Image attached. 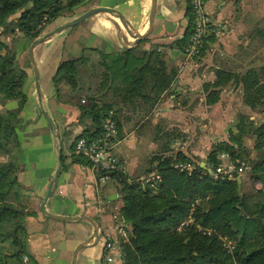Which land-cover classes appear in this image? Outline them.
I'll list each match as a JSON object with an SVG mask.
<instances>
[{
  "label": "trees",
  "instance_id": "16d2710c",
  "mask_svg": "<svg viewBox=\"0 0 264 264\" xmlns=\"http://www.w3.org/2000/svg\"><path fill=\"white\" fill-rule=\"evenodd\" d=\"M88 1L0 0V264H25V256L28 264L34 263L27 251L25 218L36 213L21 201L18 180L20 134L28 124L22 119L28 100V75L26 67L19 65V46L28 48L47 33L50 25L74 16ZM186 18L184 38L168 45L182 56L195 23L189 3ZM214 37L204 39L198 56L204 55ZM248 38L264 45V28L255 27ZM147 42L145 38L122 52L90 50L92 53L59 63L51 79L54 97L57 102L75 106L80 113L78 123L85 125L70 151L79 138L93 141L102 137V125L110 111L115 114L118 139V113L147 117L170 89L176 69L166 65L164 52L156 46L143 50ZM215 77L208 105L234 82L241 89L243 104L256 106L259 117L252 120L245 113L238 114L235 130L227 142L211 148L205 167L182 152L152 156L149 162L156 166L144 174L154 172L160 177L152 188L136 183L138 177H129L125 170L103 171L120 195L118 215L127 227L128 240L121 245L123 264H264V191L252 187L251 193L242 192L241 183L215 181L210 175L219 163V154L226 153L232 160L249 165L251 181L264 182V64L252 65L241 75L220 68ZM245 138L254 142V158ZM61 161L64 170L62 149ZM72 162L89 166L81 156L73 155ZM176 164H191L194 169L187 173L176 169ZM189 219L194 223L179 230ZM197 226L212 233L207 235ZM221 237L232 244L231 253L223 248Z\"/></svg>",
  "mask_w": 264,
  "mask_h": 264
},
{
  "label": "crops",
  "instance_id": "0c3cea01",
  "mask_svg": "<svg viewBox=\"0 0 264 264\" xmlns=\"http://www.w3.org/2000/svg\"><path fill=\"white\" fill-rule=\"evenodd\" d=\"M150 6L151 0H89L76 10L74 16L62 18L50 25L47 33L90 9L106 7L121 12L138 33L144 34L149 29ZM250 6L261 8V12L264 10V0L208 1L205 5L206 15L214 24H224L225 29L207 44L203 56L186 61L177 49H171L168 45L185 36L188 2L157 0L153 31L142 49L150 50L156 46L159 51H163L166 65L176 69V76L151 115L138 119L133 115L125 117L118 113L120 132L115 152L129 177L137 178L148 169L153 170L156 165L149 161L158 154L169 156L182 152L205 167V159L211 148L227 142L229 133L235 130L237 115H249L247 106L242 102L241 89L234 82L221 90L214 104H207V96L214 90L217 70L222 68L241 75L254 64V61L247 64L244 60L238 61L237 57V53L242 50L240 39L243 41L244 36L253 31L242 17V14L248 13ZM66 30L33 50L41 101L55 125L66 166L61 170L57 187L47 200L45 209L59 217L88 216L98 226V239L92 240L94 227L89 221H58L47 217L40 210L56 166L55 140L40 110L31 64L30 68L27 67L29 47L24 48L21 44L18 61L21 67H26L28 75V100L22 119L28 124H25L20 134L22 148L18 180L22 189L21 201L36 213L34 217L25 218L27 251L34 261L32 264H99L105 238L116 234L112 214L118 213L121 207V202L112 200L116 191L113 183L98 185L89 166L72 162L73 155L69 147L82 134L85 125L78 123L80 113L75 106L56 101L51 79L63 60L77 58L84 52L92 53L90 50L122 52L139 45L142 40L137 43L116 17L106 13L97 14ZM251 119L256 118L251 116ZM245 146L253 150V140L245 138ZM252 156H256L254 150ZM245 181L252 188L249 175L245 176ZM243 182L241 179V189ZM101 199H111L112 207H106L103 213H98L95 203ZM86 203L88 207H85ZM81 243L87 244L76 250ZM23 261L28 264L29 258L25 256Z\"/></svg>",
  "mask_w": 264,
  "mask_h": 264
},
{
  "label": "built area",
  "instance_id": "2783aa9c",
  "mask_svg": "<svg viewBox=\"0 0 264 264\" xmlns=\"http://www.w3.org/2000/svg\"><path fill=\"white\" fill-rule=\"evenodd\" d=\"M208 1L213 0H187L192 13L195 18L193 33L189 39L188 45L184 51L183 57L186 61L193 60L198 56L199 51L202 49L204 39L209 35H219L225 29V25L218 23L214 24L205 13V5ZM102 137L89 141L85 138H79L74 142L72 155L81 156L89 162V168L93 172L98 185L111 184L109 177L103 171H119L124 170L119 159L116 155V147L118 144V131L115 114L113 111L108 113V118L102 125ZM219 163L210 171V175L215 181H236L242 179L249 172V165L238 159L232 160L228 154L220 153L218 157ZM176 169L191 173L194 169L191 164H176ZM160 181V177L152 172L147 175H142L136 179V183L141 185L150 184L154 187L155 183ZM252 187L256 191H264V182L259 180L252 181ZM113 201L120 200V195L116 189ZM112 200H99L97 204L98 213H103L106 207H112ZM89 204H85L88 207ZM115 236L107 235L102 245V255L99 264H123L121 245L128 240V232L125 223L120 219L118 213H113ZM194 221L182 222L179 230L185 226L193 224ZM199 231L210 235L211 230H204L197 226ZM223 248L231 253L233 246L225 238H220Z\"/></svg>",
  "mask_w": 264,
  "mask_h": 264
},
{
  "label": "water",
  "instance_id": "95a60500",
  "mask_svg": "<svg viewBox=\"0 0 264 264\" xmlns=\"http://www.w3.org/2000/svg\"><path fill=\"white\" fill-rule=\"evenodd\" d=\"M156 4H157V0H151V6H150V13H149V29L146 33L144 34H140L138 33L129 23V21H127V19L125 18V16L119 12L116 9L113 8H106V7H97V8H93L88 10L87 12L83 13L82 15H80L79 17L73 19L72 21H69L67 23H65L64 25H62L61 27H58L57 29L46 33L45 35H43L41 38L36 39L34 42L31 43V45L29 46V50H28V56H29V61L32 67V71L34 74V78H35V85H36V89L38 92V97H39V104H40V110L44 116V118L46 119L48 126L53 134L54 140H55V145H54V155H55V170H54V174L52 176V179L49 183L46 195L42 201L40 210L41 212L46 215L47 217L51 218V219H55L58 221H78V220H87L89 221L93 227H94V234L92 237V240H97L98 239V226L96 225V223L90 219L88 216L82 215L79 217H75V218H69V217H59V216H54L51 215L50 213H48L45 209V204L47 202V200L53 195L56 187H57V183H58V178L59 175L61 173L62 170V161H61V149L58 143V134L56 132L55 129V125L52 121V119L50 118V116L48 115L47 111L44 109L42 101H41V96L39 93V82H38V70L33 58V50L35 49V47L39 44L44 43L45 41H47L48 39H50L51 37H53L54 35L58 34L59 32L69 29L71 27H74L90 18H92L93 16L100 14V13H106L109 15H112L114 17H116L119 22L122 24V26L125 28V30L127 31L128 35L132 38H134L136 40V42H140L141 40L147 38L150 36V34L153 31V26H154V20H155V9H156ZM238 184L241 183L240 179L236 180ZM87 243H81L77 246L76 250L78 248H80L81 246L85 245Z\"/></svg>",
  "mask_w": 264,
  "mask_h": 264
},
{
  "label": "rangeland",
  "instance_id": "374dc122",
  "mask_svg": "<svg viewBox=\"0 0 264 264\" xmlns=\"http://www.w3.org/2000/svg\"><path fill=\"white\" fill-rule=\"evenodd\" d=\"M259 9H261V8H259ZM259 9H256L254 6L253 7L250 6V10L248 11V13H246L245 15L242 14L243 19L247 20L248 28L250 26L253 29L255 27L264 28V17L262 19L260 18V17L264 16V10L262 9V11L260 12ZM251 27L249 28L250 30H251ZM69 29H72V27ZM69 29H67V30H69ZM249 33L244 36L243 41H241V39H240V42L242 43L240 47L242 48V50L240 49V51L237 53V57L239 56L238 61L244 60V62L246 64L248 62L254 61L255 65L264 63V45H262L261 42H258V41H250V39L248 38ZM256 108H257L256 106L255 107L254 106L253 107H247V111H248L249 115L254 116L257 119L259 117V115L255 111ZM63 148H64V150L66 149V147H63ZM249 150L251 151L250 157L254 158V156H252L253 150L252 149H249ZM242 179L244 182H243L241 191L242 192L246 191V192L251 193L250 183L245 181V177H243ZM155 185H156V183H155ZM252 195H256V194L253 192Z\"/></svg>",
  "mask_w": 264,
  "mask_h": 264
}]
</instances>
